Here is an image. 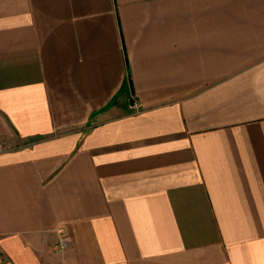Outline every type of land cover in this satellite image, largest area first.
<instances>
[{"label":"crops","instance_id":"0c3cea01","mask_svg":"<svg viewBox=\"0 0 264 264\" xmlns=\"http://www.w3.org/2000/svg\"><path fill=\"white\" fill-rule=\"evenodd\" d=\"M0 140V264H264V0H0Z\"/></svg>","mask_w":264,"mask_h":264},{"label":"built area","instance_id":"2783aa9c","mask_svg":"<svg viewBox=\"0 0 264 264\" xmlns=\"http://www.w3.org/2000/svg\"><path fill=\"white\" fill-rule=\"evenodd\" d=\"M10 147L2 140H0V153L9 150ZM58 237L57 241L55 242L54 249L56 252H64L71 243V236L66 231L65 228H58Z\"/></svg>","mask_w":264,"mask_h":264}]
</instances>
